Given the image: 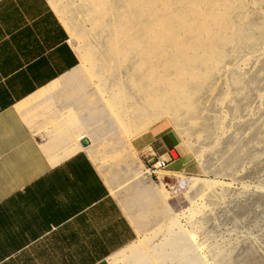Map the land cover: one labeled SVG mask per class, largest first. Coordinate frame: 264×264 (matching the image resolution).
<instances>
[{
  "label": "rangeland",
  "instance_id": "obj_1",
  "mask_svg": "<svg viewBox=\"0 0 264 264\" xmlns=\"http://www.w3.org/2000/svg\"><path fill=\"white\" fill-rule=\"evenodd\" d=\"M49 2L102 125L88 154L137 234L113 264H264V0ZM153 128L174 143L161 171L134 148L104 151Z\"/></svg>",
  "mask_w": 264,
  "mask_h": 264
},
{
  "label": "crops",
  "instance_id": "obj_2",
  "mask_svg": "<svg viewBox=\"0 0 264 264\" xmlns=\"http://www.w3.org/2000/svg\"><path fill=\"white\" fill-rule=\"evenodd\" d=\"M68 38L49 0H0V264H113L137 236L88 154L102 125ZM137 135L104 151L152 162L174 145Z\"/></svg>",
  "mask_w": 264,
  "mask_h": 264
},
{
  "label": "bare ground",
  "instance_id": "obj_3",
  "mask_svg": "<svg viewBox=\"0 0 264 264\" xmlns=\"http://www.w3.org/2000/svg\"><path fill=\"white\" fill-rule=\"evenodd\" d=\"M135 2V1H134ZM137 2V1H136ZM145 3V2H144ZM132 7H134V6H132ZM136 7V6H135ZM138 7H139V4H138ZM140 8V7H139ZM129 11V10H128ZM134 16V15H133ZM136 17V16H135ZM152 20H154V19H152ZM129 30V29H128ZM128 32V31H127ZM126 32V33H127ZM146 33H147V35L150 37V39H152L154 42H156L158 39H159V36H161L160 34H162L161 32L159 33L158 31H155V29H152V28H149V29H147L146 31H145ZM123 33H124V31H123ZM153 42V43H154ZM150 54H151V52H150ZM146 56V55H145ZM145 56H142V57H145ZM150 59H151V57H149ZM148 58V59H149ZM156 58V57H155ZM167 59V58H166ZM157 60V59H156ZM158 60L160 61V59L158 58ZM170 60H172V59H170ZM193 61V60H195V58L192 56V57H187V59H186V61ZM145 61V60H144ZM187 61V62H188ZM145 63V62H144ZM145 64H149V63H145ZM159 65V64H158ZM143 66H144V64H143ZM146 66V65H145ZM151 66H152V64H151ZM150 66V67H151ZM147 68V67H146ZM150 69V68H149ZM145 70V69H144ZM153 72H157V71H155V70H153ZM152 72V73H153ZM154 74V73H153ZM152 79V78H151ZM157 80H159V79H157ZM154 81V80H153ZM152 81V82H153ZM166 82H168V80H166ZM166 82H164L165 84H166ZM155 83V82H154ZM162 83V82H161ZM156 84V83H155ZM164 85V84H163ZM162 85V86H163ZM157 86V85H156ZM161 87V86H160ZM166 88H167V85L165 86ZM152 88V87H151ZM150 88V89H151ZM149 89V90H150ZM156 90H158V89H156ZM152 91H154V90H152ZM158 92V91H157ZM150 93V92H149ZM159 93V92H158ZM173 93V94H172ZM177 93V98H178V100H186L187 98H186V95H185V93L182 91V90H180V91H178V88L176 87V86H171V93H170V95L172 94V96L173 95H175ZM122 94V93H121ZM153 96V95H152ZM172 96H166V98L164 99V103L168 106L167 107V109L165 110V113H169V114H173V115H175V113L177 112L176 111V109H177V105H178V101H175L176 99H175V97H173V98H171ZM119 97H121V96H119ZM119 100H122V98L121 99H119ZM154 102H156L155 101V97H151V103L152 104H154ZM115 103V102H114ZM156 105V104H155ZM114 106V105H113ZM155 107V106H154ZM157 107H158V105H157ZM164 109V108H163ZM141 111H143V110H141ZM146 111V110H145ZM136 112V111H135ZM147 112V111H146ZM150 112V111H149ZM152 112V111H151ZM124 113H125V111H124ZM128 114V113H127ZM134 114H136V113H134ZM144 114V113H143ZM148 115V114H147ZM147 115H146V117H147ZM152 115V114H151ZM163 115V114H162ZM134 116V115H133ZM150 116V115H149ZM137 117L139 118V116H135L134 118L135 119H137ZM143 117V116H142ZM133 118V119H134ZM139 119H141V116H140V118ZM132 123H134V121L132 122ZM135 125V124H134ZM157 171H161V170H157ZM186 214V213H185ZM180 216V215H179ZM188 216V215H187ZM141 257H136L135 258V260H139Z\"/></svg>",
  "mask_w": 264,
  "mask_h": 264
},
{
  "label": "built area",
  "instance_id": "obj_4",
  "mask_svg": "<svg viewBox=\"0 0 264 264\" xmlns=\"http://www.w3.org/2000/svg\"><path fill=\"white\" fill-rule=\"evenodd\" d=\"M67 42L71 44V38H68ZM172 160L171 154H167V157L159 156L156 158L155 163L152 165L154 167V170H160V169H165L168 165L169 162Z\"/></svg>",
  "mask_w": 264,
  "mask_h": 264
},
{
  "label": "water",
  "instance_id": "obj_5",
  "mask_svg": "<svg viewBox=\"0 0 264 264\" xmlns=\"http://www.w3.org/2000/svg\"><path fill=\"white\" fill-rule=\"evenodd\" d=\"M82 143H83V145H84V146H89V145H90V143H89V141H88V140H83V142H82Z\"/></svg>",
  "mask_w": 264,
  "mask_h": 264
}]
</instances>
